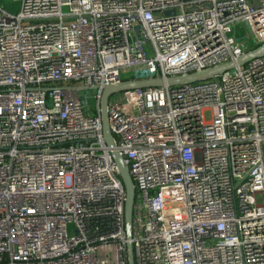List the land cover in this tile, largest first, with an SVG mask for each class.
I'll return each mask as SVG.
<instances>
[{"label":"built area","instance_id":"built-area-1","mask_svg":"<svg viewBox=\"0 0 264 264\" xmlns=\"http://www.w3.org/2000/svg\"><path fill=\"white\" fill-rule=\"evenodd\" d=\"M17 1L0 5V264H127L112 149L133 264H264V55L111 95L112 148L99 115L105 85L263 44L264 0Z\"/></svg>","mask_w":264,"mask_h":264},{"label":"water","instance_id":"water-1","mask_svg":"<svg viewBox=\"0 0 264 264\" xmlns=\"http://www.w3.org/2000/svg\"><path fill=\"white\" fill-rule=\"evenodd\" d=\"M264 55V43L237 57L234 61L206 68L201 71L188 73L180 76L161 77L159 75L147 78H134L122 80L114 84L103 86L99 96V115L101 121L102 137L106 145L113 147L112 135L107 121V104L111 95L133 89L159 87L163 85L175 86L196 81H202L213 77H218L229 69L245 64L247 61ZM113 161L118 171V176L125 191L123 203V226L125 234V246L127 252V264H133L132 245H131V226H132V206L134 201V186L128 170L119 154L115 149L111 150Z\"/></svg>","mask_w":264,"mask_h":264},{"label":"rangeland","instance_id":"rangeland-1","mask_svg":"<svg viewBox=\"0 0 264 264\" xmlns=\"http://www.w3.org/2000/svg\"><path fill=\"white\" fill-rule=\"evenodd\" d=\"M0 5L9 12H16L19 8V2L17 0H0ZM235 37L239 40L244 46L248 45L249 42V31L244 27H239L235 32ZM132 70H129L123 74V76H129ZM77 82H74V84ZM66 84V83H64ZM88 106L94 108V101L88 100Z\"/></svg>","mask_w":264,"mask_h":264}]
</instances>
